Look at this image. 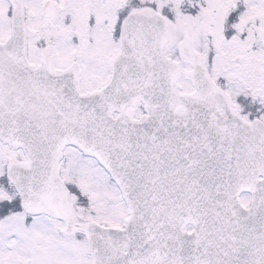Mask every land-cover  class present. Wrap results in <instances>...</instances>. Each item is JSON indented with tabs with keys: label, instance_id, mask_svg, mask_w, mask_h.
Returning a JSON list of instances; mask_svg holds the SVG:
<instances>
[{
	"label": "snow or ice",
	"instance_id": "snow-or-ice-1",
	"mask_svg": "<svg viewBox=\"0 0 264 264\" xmlns=\"http://www.w3.org/2000/svg\"><path fill=\"white\" fill-rule=\"evenodd\" d=\"M0 264H264V0H0Z\"/></svg>",
	"mask_w": 264,
	"mask_h": 264
}]
</instances>
